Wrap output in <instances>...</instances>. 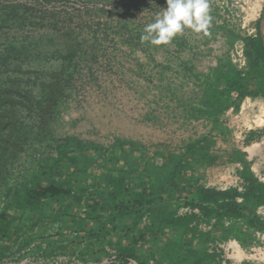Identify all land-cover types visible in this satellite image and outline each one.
Segmentation results:
<instances>
[{
	"label": "rangeland",
	"instance_id": "1",
	"mask_svg": "<svg viewBox=\"0 0 264 264\" xmlns=\"http://www.w3.org/2000/svg\"><path fill=\"white\" fill-rule=\"evenodd\" d=\"M17 2H27L38 19H45L40 26L7 27L0 35L2 54L11 50V45L18 50L26 45L8 65L0 62V90L18 84L37 99L41 84L64 69L65 104L52 128L57 138L75 136L97 145L125 140L142 144L151 153L157 150L179 154L182 144L208 134L212 127L207 118H189L186 112V106L203 96L205 77L217 68L225 71L230 66L246 73L249 62L243 38L260 34L264 40V0H209L212 21L207 35L185 29L170 44L160 46L142 43L140 37L145 25L166 7V0ZM47 12L54 21L50 22ZM71 30L76 34L70 36L72 39L77 36L82 52L69 61L63 60L71 47L62 41V34ZM25 40L31 43L30 47ZM80 56L84 59L80 60ZM248 98L251 103L247 104L246 98L238 109L231 108L221 115L222 134L210 151L213 165L223 168L224 186L232 185L233 179H241L239 172L245 164H250L264 183V134L260 136L264 126L255 125L264 98ZM18 108L22 117L33 123L34 113L30 116L24 104ZM252 134L254 140L247 143ZM43 150L51 152L48 146ZM34 158L32 150L23 153L9 168L8 179L11 182L24 179ZM194 172L197 178L200 174L204 176L203 167ZM6 202L0 190V211ZM48 214V210L43 214L38 210L28 213L25 226L37 223L29 234L32 236L29 245L0 264L104 263L103 258L93 256L83 261L73 255L66 240L77 238L78 234L58 222L44 220L42 215ZM215 238L217 242L209 247L222 259L232 264H264V235H251L245 247L234 238L222 241L221 234ZM235 241L240 243L244 254L235 247Z\"/></svg>",
	"mask_w": 264,
	"mask_h": 264
},
{
	"label": "trees",
	"instance_id": "2",
	"mask_svg": "<svg viewBox=\"0 0 264 264\" xmlns=\"http://www.w3.org/2000/svg\"><path fill=\"white\" fill-rule=\"evenodd\" d=\"M29 6L27 2L0 0V35L10 26L43 25L45 17L38 19ZM46 16L54 21L51 13ZM73 34L72 30L62 34V41L71 47L63 60L71 61L82 52ZM243 41L248 71L230 66L205 77L203 96L186 106V112L189 118H207L212 127L208 134L182 144L179 154L157 150L152 154L142 144L125 140L106 146L85 143L75 136L57 138L52 124L59 120L65 104L64 69L41 84L37 99L18 84L0 90V190L8 201L0 211V263L29 245V234L37 223L26 227L24 221L30 211L37 210L42 214L48 210V215H42L44 220L58 222L78 234L66 240V247L83 261L93 256L101 259L109 245L117 249L121 264L129 260L145 264L148 260L144 257L155 264H221L224 260L209 247L217 242L215 237L221 234L222 241L234 238L245 247L253 233L264 235V220L256 213L264 205V183L250 164L239 172L242 191L206 187L194 175L195 169L213 163L210 151L222 134L221 115L238 109L248 97L264 98V40L259 34ZM24 43L31 45L27 40ZM10 48L0 53L4 66L26 45L21 50ZM20 104L30 116L34 113L33 123L22 117ZM253 135L247 143L254 140ZM45 146L51 152L43 150ZM28 150L35 157L33 166L24 179L11 182L9 168ZM155 159L163 163L159 165ZM191 171L193 175L188 176ZM145 217L150 224L137 229ZM226 222L231 223L226 226ZM126 223L128 229H124ZM167 229L175 230L168 236ZM156 234L160 235L158 245L152 236ZM129 236V244L122 245V237ZM147 239L154 240L156 247L139 255L140 244Z\"/></svg>",
	"mask_w": 264,
	"mask_h": 264
},
{
	"label": "clouds",
	"instance_id": "3",
	"mask_svg": "<svg viewBox=\"0 0 264 264\" xmlns=\"http://www.w3.org/2000/svg\"><path fill=\"white\" fill-rule=\"evenodd\" d=\"M211 21L209 0H166V7L145 25L140 40L152 46L167 45L185 29L207 35Z\"/></svg>",
	"mask_w": 264,
	"mask_h": 264
},
{
	"label": "crops",
	"instance_id": "4",
	"mask_svg": "<svg viewBox=\"0 0 264 264\" xmlns=\"http://www.w3.org/2000/svg\"><path fill=\"white\" fill-rule=\"evenodd\" d=\"M215 167L216 166L213 165V163H212L211 165H209V166H207V167L204 168V176L202 174H200L198 176V179L200 180V183L202 185L206 186V187L216 188V189H219V190H226V189H228L226 186H224L222 184V182L225 179L222 176V174H223V172H222L223 168L222 167H219V166H217L216 168ZM255 174H256V172H255ZM194 175L197 177V173L196 172H194ZM256 177L258 178L257 174H256ZM211 181H213L214 183H212ZM256 211H257V209H256ZM230 223L231 222H227V225H229ZM149 224H150V222L147 220V217H145V218H143V220H141L139 222V225L137 226V229H143L144 227L148 226ZM123 225H124V229H125L126 226H127V229L129 228V224L128 223L123 224ZM201 228L203 230H210L211 229V227H206V226H201ZM245 228H247V227L245 226ZM174 230L175 229H171V230L170 229H167V232L168 233L165 234V235H168L169 236V234L172 233V231H174ZM253 234L260 235V233H258V232H255ZM156 235H152V236L155 239V244L157 243V245H158V242H160V240H158V238L160 237V235H157V237H156ZM128 238H130V236L129 237H126V238L125 237L124 238L122 237V239H123L122 240L123 241V244L122 245L126 246V245L129 244ZM162 238L164 240V237H162ZM148 242H150V243H148ZM155 244H154V240L151 241V239H147L144 243H141L140 244V250L141 251H140L139 255L146 254L147 252L149 253L150 252L149 250H153L154 247H156ZM234 244L236 246L238 244V246L240 248L239 250L242 252V254H244L245 251L242 249L240 243L238 241H235ZM105 252H106V254H104L103 257H102L103 258V262H106L107 260H110L111 259V256H112V253H115L116 256H117V249L114 248V247H110L109 245H106L105 246ZM144 258H145V260H148L147 263H145V264H155V260L151 259L150 257L149 258L144 257ZM221 259H222V257H221ZM134 261H136V260H134ZM136 262L138 263V261H136ZM114 264H121V262H118V260H116V262H114ZM221 264H232V263L229 262V260L226 259V260L222 261ZM246 264H255V263L247 262Z\"/></svg>",
	"mask_w": 264,
	"mask_h": 264
},
{
	"label": "built area",
	"instance_id": "5",
	"mask_svg": "<svg viewBox=\"0 0 264 264\" xmlns=\"http://www.w3.org/2000/svg\"><path fill=\"white\" fill-rule=\"evenodd\" d=\"M234 183L232 185H229L227 184L226 187L229 189V188H237L239 189L240 191L243 190V184H242V180L237 178L236 179H233ZM229 185V186H228ZM257 215L264 220V205L263 206H259L257 208V211H256ZM235 243V242H234ZM237 249H240L238 244L237 246H235ZM117 259V256L115 253H112V256H111V259L110 260H107L106 262H104L103 264H114V262H116ZM225 260V259H223ZM128 264H138L136 261L134 260H129Z\"/></svg>",
	"mask_w": 264,
	"mask_h": 264
},
{
	"label": "bare ground",
	"instance_id": "6",
	"mask_svg": "<svg viewBox=\"0 0 264 264\" xmlns=\"http://www.w3.org/2000/svg\"><path fill=\"white\" fill-rule=\"evenodd\" d=\"M246 103H251V100L249 98L246 99ZM260 115H258L256 118H255V125L257 127H261V126H264V103L261 102L260 103Z\"/></svg>",
	"mask_w": 264,
	"mask_h": 264
},
{
	"label": "water",
	"instance_id": "7",
	"mask_svg": "<svg viewBox=\"0 0 264 264\" xmlns=\"http://www.w3.org/2000/svg\"><path fill=\"white\" fill-rule=\"evenodd\" d=\"M263 18H264V13H263Z\"/></svg>",
	"mask_w": 264,
	"mask_h": 264
}]
</instances>
